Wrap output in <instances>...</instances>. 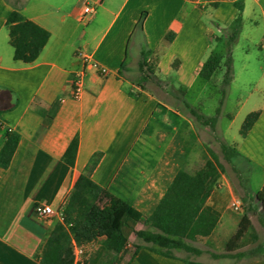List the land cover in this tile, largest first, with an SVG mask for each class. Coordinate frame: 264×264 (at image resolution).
I'll return each instance as SVG.
<instances>
[{
	"label": "crops",
	"instance_id": "0c3cea01",
	"mask_svg": "<svg viewBox=\"0 0 264 264\" xmlns=\"http://www.w3.org/2000/svg\"><path fill=\"white\" fill-rule=\"evenodd\" d=\"M239 1L241 22L245 17L260 34L264 51V0H0V149L6 131L20 136L8 168H0V264H41L44 243L60 221L41 219L34 208L47 205L59 212L91 159L98 157L90 179L113 197L101 206L112 209L121 199L149 217L177 172L194 174L216 155L210 139L216 124L211 128L193 117L195 108L178 96L197 82L215 42L229 39ZM84 4L94 12L80 20ZM13 11L50 34L31 64L13 59L6 26ZM84 56L108 73L100 75ZM254 67L264 74L261 63ZM81 69L85 79L75 99L71 79ZM246 106L243 118L257 111L259 116L233 143L239 167L233 164L241 180L257 175L258 190L246 194L222 172L206 201L219 213L217 225L209 236L186 241L199 254L176 250L165 257L141 248L124 264H264V248L250 258L234 251L237 247L226 248L245 214L250 227L244 236L254 233L255 239L261 232L264 238V210L253 200L264 185V88ZM74 137L78 148L68 166L62 157ZM234 198L241 200L239 212L230 209ZM245 199L251 212L242 211ZM136 230L151 228L140 222ZM201 239L205 249L194 245ZM72 244L82 250L75 262L118 264L123 256L106 249L105 237Z\"/></svg>",
	"mask_w": 264,
	"mask_h": 264
},
{
	"label": "trees",
	"instance_id": "16d2710c",
	"mask_svg": "<svg viewBox=\"0 0 264 264\" xmlns=\"http://www.w3.org/2000/svg\"><path fill=\"white\" fill-rule=\"evenodd\" d=\"M238 16L229 26V44L233 43L241 27L242 3H235ZM9 45L13 50V59L24 64L33 63L43 51L50 34L47 30L21 13L13 11L6 20ZM145 57V54H142ZM223 57L212 52L204 61L199 71V78L210 81L218 70ZM144 62L139 64L142 70ZM225 71L222 76L223 86H228L231 79L230 52L224 62ZM195 118H200L195 110L190 109ZM0 112V131L3 122ZM259 112L249 113L243 120L239 135L244 138L257 120ZM213 128L216 117L202 119ZM19 134L6 131L5 140L0 149V168L7 169L19 142ZM78 148V139L74 137L66 148L62 160L73 166ZM221 152L229 161L238 155L234 146L221 144ZM93 158L86 172L76 180L67 202L62 207V222H56L51 234L47 237L39 256L41 264H86L75 262L72 242L81 244L84 241L99 237L107 239L106 249L114 254L126 252L129 238L134 235L142 244H133L129 259L131 260L141 248L172 257L173 251L181 250L199 254L200 251L186 241H195L198 237L209 236L219 220L218 211L206 205L219 175L223 171L218 158L213 153L194 174L180 170L168 186L165 194L149 217L143 215L121 199H115L112 209L101 206L103 199L113 198L107 191L90 179V172L97 164ZM253 200L264 210V185L256 193ZM151 230H136L138 223ZM250 227V220L245 214L226 248L233 251ZM191 264V263H184Z\"/></svg>",
	"mask_w": 264,
	"mask_h": 264
},
{
	"label": "rangeland",
	"instance_id": "374dc122",
	"mask_svg": "<svg viewBox=\"0 0 264 264\" xmlns=\"http://www.w3.org/2000/svg\"><path fill=\"white\" fill-rule=\"evenodd\" d=\"M259 25H261L260 21ZM251 26L250 22H248V20L244 17L243 23L241 22V27L233 43L229 44V40L224 39L222 43L215 42V52L224 54L222 62L216 73L212 76L210 81H205L204 79L199 78L190 90L185 93H180L178 96L180 101H186L192 105L195 108L194 110H196L199 117L202 119L216 117V121L214 123L216 124V135H211L210 137V139L213 138L211 146L215 151L219 162L223 166V174L231 178L238 188H246V194H248L249 190L256 192L260 181L255 174H252L247 180L243 177L241 180L239 174L234 168V164L239 167V161L235 158H231L229 161L225 160L221 152V144L232 146L233 143L238 140L239 130L244 120L242 116L243 112L247 108V103H249L251 101V97L255 95L256 89L264 88V74L262 75V72L260 73V71L254 67L258 62L264 66V51H262L258 46L260 34H257ZM83 27V24L80 23L79 31L84 29ZM221 34L222 33H216L218 36ZM131 50L132 46L129 48L130 52ZM228 52H230L231 73L233 80L228 86H223L222 76L225 71L224 62L227 58ZM245 54H247L248 57H246ZM255 81H258V83L255 84ZM244 101L246 104H244L242 109H240L241 103ZM237 112H240L238 117L232 121V117ZM218 137H220L224 143ZM242 203V211L245 212L247 210V212H251L248 209L249 201L245 199ZM103 207L105 206L103 205ZM253 234L254 233H250L243 236L234 251L243 253L247 258L262 253L264 248L263 235L259 232V234H256V238L254 239ZM228 236L229 235L226 234L225 239H227ZM203 241L204 240L201 239L194 245L201 249H205L206 247L204 246L205 244ZM136 242L140 241L136 237L132 238L131 245ZM257 245L259 248H256ZM131 251L132 247H130L129 250L123 254L118 264H124L126 259L130 256ZM252 251L254 252L253 254H251ZM186 256L187 258L197 259L194 255ZM200 259H204V257ZM237 260H239L238 257L232 261L234 262Z\"/></svg>",
	"mask_w": 264,
	"mask_h": 264
},
{
	"label": "built area",
	"instance_id": "2783aa9c",
	"mask_svg": "<svg viewBox=\"0 0 264 264\" xmlns=\"http://www.w3.org/2000/svg\"><path fill=\"white\" fill-rule=\"evenodd\" d=\"M93 12H94L93 7L87 4H84L79 13L80 20H83L88 15H91ZM262 47L264 48V42L262 43ZM83 61L85 64L88 63V65L94 68L100 75H106L108 73L106 68L101 67L98 64L94 63L87 56L83 57ZM84 79H85V69H81L79 72H77L72 77L71 85H72V97L73 98L75 99L79 98L81 91L83 89ZM229 206L232 211L239 212L241 210V200L238 198H234L231 200ZM34 212H35V215L41 219L52 218L54 216H57L60 222H62L63 220L62 209L59 212H54L47 205H37L34 208ZM72 248H73L74 261H76L82 255V250L75 244H72Z\"/></svg>",
	"mask_w": 264,
	"mask_h": 264
}]
</instances>
